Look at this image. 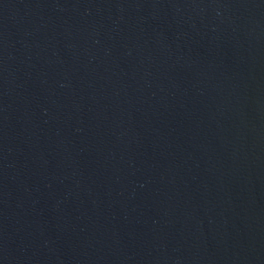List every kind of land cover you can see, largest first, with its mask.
Instances as JSON below:
<instances>
[{
    "label": "water",
    "instance_id": "95a60500",
    "mask_svg": "<svg viewBox=\"0 0 264 264\" xmlns=\"http://www.w3.org/2000/svg\"><path fill=\"white\" fill-rule=\"evenodd\" d=\"M0 264H264V0H0Z\"/></svg>",
    "mask_w": 264,
    "mask_h": 264
}]
</instances>
